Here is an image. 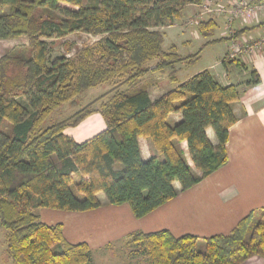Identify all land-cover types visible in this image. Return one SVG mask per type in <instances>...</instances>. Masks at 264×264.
I'll use <instances>...</instances> for the list:
<instances>
[{"label": "trees", "instance_id": "trees-1", "mask_svg": "<svg viewBox=\"0 0 264 264\" xmlns=\"http://www.w3.org/2000/svg\"><path fill=\"white\" fill-rule=\"evenodd\" d=\"M203 1L0 0V39L25 35L30 42L0 57V224L14 264L93 262L90 245L67 241L63 225L43 223L39 208L88 211L102 206L98 193L104 192L109 204L128 203L133 215L143 218L177 196L176 181L189 189L227 163L239 85H223L205 70L155 101L140 85L146 74L166 69L175 81L176 65L198 57L165 52L158 28L175 24L184 5ZM216 26L211 19L201 22L199 32L210 37ZM74 32L103 37L75 57L52 60L47 39ZM229 63L248 69L240 60H224ZM260 82L252 70L247 84ZM100 84L112 87L68 118L45 125L58 107ZM93 112L101 113L106 130L83 143L64 133ZM179 112L182 119L171 123L169 115ZM208 128L218 143L209 139ZM139 137L152 143L147 161ZM127 245L148 264H243L264 258V207L252 210L229 234L137 231Z\"/></svg>", "mask_w": 264, "mask_h": 264}, {"label": "crops", "instance_id": "crops-1", "mask_svg": "<svg viewBox=\"0 0 264 264\" xmlns=\"http://www.w3.org/2000/svg\"><path fill=\"white\" fill-rule=\"evenodd\" d=\"M248 1L255 3L254 0ZM216 20L217 34L213 37H205L191 29L184 28V31L193 32L195 39L203 38L201 44L203 47L209 40L226 37L224 34L226 31H222L223 26H226L224 25L226 17L219 16ZM263 22L264 13L261 12L252 18H247V27H258L248 30L237 40L252 43L261 39L264 36V25L259 26V24ZM174 27L169 26L161 30L164 36L163 49L168 53L171 52L169 48L174 47L176 53L181 56L177 51L178 44L172 38H168L169 30ZM167 40L169 44L165 47ZM231 45L232 41L228 40L210 43L203 49L200 48L202 51L195 53L198 54L199 59L207 55L208 48V56L213 55L214 52L215 55L218 54L220 47H223L224 51L219 57L217 55L215 59L211 58V65H204L200 69L187 68L194 60L178 63L175 81L171 79V70L166 69L146 74L140 84L147 87L152 101L161 98L205 70H209L223 85H239L241 95L233 104L237 121L230 128V138L226 144L229 159L224 166L186 190L182 189L179 181H176L177 196L143 218H136L128 203L109 204L104 192L98 193L102 206L96 209L64 211L39 208L37 210L43 223L47 225L61 223L64 236L70 243L87 242L93 250L92 264H115L110 257L114 254L113 258H115L117 252H121L118 251L121 245L127 247L126 252L129 257L138 259L140 255L132 254L131 248L127 245L129 236L133 232L169 230L177 237L186 234L201 237L229 234L252 210L264 207V50L259 51L257 55L242 57L244 64L248 66V69H243L235 63H229L227 66L224 64V58ZM12 48L7 44L4 46L0 44V57ZM157 61H151L149 64H155ZM252 70H255L260 77L259 84H247V81L251 80ZM104 87H109V84H105ZM181 119V112L169 115L171 123ZM106 129L107 124L101 113L93 112L78 125L66 127L64 133L77 143H83ZM207 135L212 143H218L212 128L207 129ZM139 146L142 159L149 160L153 153L150 140L139 137ZM182 146L187 148V142L183 141ZM243 264H264V258L255 256Z\"/></svg>", "mask_w": 264, "mask_h": 264}, {"label": "rangeland", "instance_id": "rangeland-1", "mask_svg": "<svg viewBox=\"0 0 264 264\" xmlns=\"http://www.w3.org/2000/svg\"><path fill=\"white\" fill-rule=\"evenodd\" d=\"M234 1H237L238 3H240L241 0H206L204 4L202 3V5L204 6L202 5L196 6L194 4L184 5L183 8L181 9V17L176 20L175 24L168 25V26L158 28V29L162 30L163 28L166 29L169 26H175L174 28H171L169 30L168 38L169 39L172 38V40H174V42L178 44L177 51L179 52L181 56L186 57L189 55H193L200 51V48H202L201 44L204 41V39L203 38L195 39L193 32L192 33L185 32L184 28L191 29L192 31H196V33L200 34L199 26L201 22L208 21L211 19V20H214L217 25L216 19L219 16L226 17V21L224 24L226 26L225 27L223 26L222 28V31L223 30L226 31L224 33L226 37L234 36V34L237 33L238 30H241L247 27L248 17H247V13L245 12V8H241V12L237 11L239 6L234 7L235 6ZM244 1L247 2V0H244ZM256 14L258 15L260 14V12ZM217 26L212 34V37L213 35L217 34L215 32L217 29ZM239 27H241V29H239ZM242 35L232 38L231 39L232 45L235 44L236 46H238V44H242V45L247 44V41L239 42V40H237ZM102 37L103 35H94V34L85 33V32H74V33L67 35L64 38L47 39L48 42L50 43L49 56L51 57L52 60L62 55H67L69 57H75L82 48L89 46L93 44L94 42L99 41ZM188 39L190 40L189 42H188ZM0 44L2 46L7 44L12 47L14 46L28 47L30 42H29V38L24 35V36H20L16 38L0 39ZM168 44H169V41L167 40L164 46L167 47ZM169 50L175 51V48L171 47V49L169 48ZM207 50H206L207 55L205 57L203 55L201 59L199 58L195 59L194 61L188 64L187 68L192 70V69H197V68L200 69L204 65H211V62H210L211 58L215 59L217 55L219 57V55L223 53L224 48L220 47L217 51L218 54L215 55V52H214L213 55H209V56H208ZM231 52L232 50L231 51L229 50L224 58V60H226L227 62H230L232 60H240V62L244 63L242 60V57L247 58L246 52H239L237 53L235 57H231ZM104 85L105 84H102L95 88L93 87L92 89L85 90L78 96L74 97L73 100L68 101L64 103L63 105H61L60 107H58L46 120L45 125L49 126L57 121H61L63 119L68 118L69 116L73 115L77 110L86 106L88 103L92 102L94 99L102 95V93L104 94L106 91H108L112 87V84L109 85V87H104ZM100 104L98 103L95 104L94 108L100 107ZM184 150L186 152V155L188 156V159L191 160L188 155L187 148L184 147ZM6 236H7V230L0 224V264H14V262L9 257L6 251ZM123 246L124 245H121L118 248V251L120 250L121 252L119 253L121 254H119L116 251L117 252L116 257L113 258L114 254H113V257H110L112 258L111 261L113 263L115 264H125V263L126 264H136L137 262L138 264H148L146 256L140 255L138 259L134 257H129L130 255L128 256L126 252L127 247L126 246L123 247ZM123 254L125 255V257Z\"/></svg>", "mask_w": 264, "mask_h": 264}, {"label": "built area", "instance_id": "built-area-1", "mask_svg": "<svg viewBox=\"0 0 264 264\" xmlns=\"http://www.w3.org/2000/svg\"><path fill=\"white\" fill-rule=\"evenodd\" d=\"M234 7H238L239 12H241V8H245V12L247 13V17L252 18L253 16L257 15L256 13L261 12L264 13V2H261L260 4L257 3H252L247 0H241L240 3L237 1H234ZM231 52V57H235L237 53L239 52H246L247 57L257 55L259 51L264 50V36L259 39L258 41L252 42V43H247L245 45L238 44L236 46L235 44L232 45L230 48Z\"/></svg>", "mask_w": 264, "mask_h": 264}]
</instances>
